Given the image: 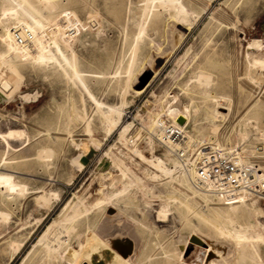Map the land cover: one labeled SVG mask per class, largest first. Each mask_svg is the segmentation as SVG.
Here are the masks:
<instances>
[{
    "label": "rangeland",
    "instance_id": "1",
    "mask_svg": "<svg viewBox=\"0 0 264 264\" xmlns=\"http://www.w3.org/2000/svg\"><path fill=\"white\" fill-rule=\"evenodd\" d=\"M4 1L18 15L0 12V264H264V200H242L243 218L228 223L212 213L227 207L223 201L208 193L206 204L193 194L187 208L180 174L162 177L150 161L175 168L155 134L164 119L198 141L235 146L264 168V152L256 151L264 142V66L255 65L264 62V0H184L195 14L178 39V21L159 9L138 42L143 0H51L52 11L28 0L64 57L75 60L77 77L54 48L45 54L60 66L6 58L14 45L6 31L29 19ZM220 97L229 114L213 126ZM122 123L132 125L128 133ZM3 178L21 188L6 190ZM240 228L246 239L237 241ZM47 231L54 245L66 243L51 255L38 245Z\"/></svg>",
    "mask_w": 264,
    "mask_h": 264
},
{
    "label": "bare ground",
    "instance_id": "2",
    "mask_svg": "<svg viewBox=\"0 0 264 264\" xmlns=\"http://www.w3.org/2000/svg\"><path fill=\"white\" fill-rule=\"evenodd\" d=\"M13 2V4L16 6V8L20 9L23 14L29 19V20H26V19H23L20 21V24L18 26H13L12 29H9L8 31H6V38L7 39H11L13 40L14 42V45L12 46V52H10V55L8 58V56H6L7 59H11V60H15V59H24L26 61H30V60H34V61H38V62H49L51 60H54L57 64L59 65V62L56 58L54 57H48L46 56L45 53H49L50 52V49L51 48H54L56 49V51L59 53V56L63 59V61L66 63L67 67L69 70H71V72L73 73L74 76H78V73L75 69L76 65H75V60L72 58L71 60H67V58L64 57L60 47L58 46V44L56 43V41L54 40V38H52L50 35H48L47 31H46V28L44 26V24L39 20L37 19L34 14L32 13V10H31V5H29L28 3V0H22L21 2L20 1H17V0H11ZM40 1V0H39ZM42 1V0H41ZM40 1V2H41ZM201 1V0H200ZM2 2L4 4L0 5V12L2 15H6V14H9V12H16L15 13V16L18 15V12L17 10L15 9V7H13V5L11 4H8L2 0ZM38 2V1H37ZM43 2H45L46 6L49 8L50 11L51 8L54 7V4L52 3L51 0H43ZM41 3L44 5V3ZM158 2L159 0H143L142 3H143V6H142V12H141V19H140V25H139V29H138V32H137V37H136V41H140V40H143L145 38L144 36V27L145 25L147 24V22L151 19H154L158 14V10L161 9V12L163 11L164 13L167 14V16L173 18V21L174 19L177 20L178 22L176 23L175 21V28L176 29V39H178L179 35H181V32L180 30L178 29H182L183 31L188 28H185L183 26V24L187 21V18L188 17H193V15L195 14L194 11L192 10H189L188 7H187V4L184 2V0H170V3L166 6H159L158 5ZM201 3V2H200ZM39 4V3H38ZM40 5V4H39ZM27 6V7H26ZM45 6V5H44ZM45 6V7H46ZM51 7V8H50ZM47 8V10H48ZM44 10L46 11V8H44ZM48 10V11H49ZM206 10V9H205ZM47 11V12H48ZM49 11V12H50ZM160 13V12H159ZM13 14V13H11ZM161 14V13H160ZM215 15V13H214ZM11 16V15H10ZM4 17V16H3ZM190 21V20H189ZM171 26V25H170ZM35 28H37L39 31H41L42 35L44 38H46L47 42H49V45L48 46H42L40 44V42H38V40L36 39V31H35ZM146 28V27H145ZM16 36H18L22 41L21 43L16 39ZM3 37V36H2ZM257 46H260L262 44H256ZM61 46V45H60ZM134 47V46H133ZM261 47V46H260ZM62 48V47H61ZM138 48V47H137ZM248 48V47H247ZM261 49V48H260ZM47 64V63H45ZM254 64V63H253ZM43 65V64H42ZM255 65H258V66H264V62L262 61H259V60H256L255 62ZM254 65V66H255ZM47 66V65H46ZM60 66V65H59ZM58 66V67H59ZM257 67V66H256ZM255 68V67H254ZM93 76V74H92ZM97 77V76H96ZM199 82L201 84H204L206 85L207 83L209 84V81H210V77L209 76H204V75H199L198 78ZM197 80V81H198ZM212 81V80H211ZM191 83V82H190ZM189 88V87H188ZM199 88V87H198ZM201 89V88H200ZM140 93V92H139ZM186 95V94H185ZM212 96V95H211ZM211 99H213L214 97H211ZM92 97V96H91ZM92 99L94 100V98L92 97ZM172 100V101H171ZM171 100L169 101L168 105L166 106V109H165V112L170 109L171 107H173L174 105H176V96L171 98ZM99 106V105H98ZM111 110V113L109 115L107 114H104V116H106V120L108 122V124L110 125L109 128L112 127V125H115L116 124V121L114 120L113 116H111L112 112H113V108L111 107L110 108ZM227 109H223L221 112H214V114H212V117H211V123L213 124V126H215L216 122H219L220 124L222 123L223 121V118L224 117H227L229 112L227 111ZM75 111V110H74ZM187 111L188 109L187 108H184L183 109V112H179L178 114H180V117L182 118L180 121H183L184 123H186L188 121V114H187ZM225 112V113H224ZM75 113V112H74ZM121 113L117 114L118 115V119H119V122L121 121ZM167 114V113H166ZM251 114L253 116H256L258 114V112H251ZM76 115V114H75ZM168 115V114H167ZM73 116V115H72ZM218 118H220L221 120H218ZM76 119V117H75ZM69 120H67L68 122ZM186 121V122H185ZM69 124V123H68ZM166 122L164 121V119H160L159 120V123H157V127L155 129V131H158V133L155 132V134H157L156 136L158 137V141L162 138V134H161V127L163 126H166L165 125ZM175 126H178V127H181L183 129V132L185 133V142L184 144L181 146L183 149H186V150H192V147L193 146H196V144H202V143H206L205 145H207V148L208 146H217L219 147L218 145L215 144V141L211 142L212 139H209V140H206V138L203 136V139H202V142L201 141H198L196 140L193 136H191L190 134L188 135L186 133V130L184 128V126H179V125H175ZM120 127L122 128L123 127V131L125 133H128L132 127V125H127V124H120ZM148 132V131H147ZM150 132V131H149ZM148 132V133H149ZM13 134V133H12ZM11 133L8 135L9 137L13 136ZM124 135V134H123ZM126 137H127V134H125ZM16 136V135H15ZM22 136V135H20ZM122 139V137H121ZM152 139V138H151ZM149 140V139H148ZM151 143L153 146H154V140H150ZM157 144V143H156ZM9 147V146H8ZM171 148L173 147L170 146ZM176 147L177 149L180 148V146H174ZM152 148V147H150ZM9 149V148H8ZM168 151V153H170L174 159L176 160V162L174 161L173 163H175V168L174 170H171V168L169 169V164L170 162L168 160H162L160 158H158L156 160V158H153V159H150L151 163L155 166V169H156V172L159 173L162 177H165V176H169L170 174H173L174 171H176L178 174H180L179 176L181 177V181H179V186L183 189V191L185 192L184 193V196H183V200L185 201L184 203L186 204V207L187 208H191V206H193L192 202L189 203L188 200L194 198L195 196H191L193 194H195L196 196L200 197V199H202V201L204 203H209L210 201H212V199L209 200V197L212 196V195H208V192H205L203 190H199L197 189V191H203L204 193H201V192H196V190L194 191V189L192 188V184H193V180H194V177H195V172L194 170H190L188 172L186 171H182L181 170V166L179 164V161L177 160V158L173 155V153H171V150L169 151L168 149H166ZM243 150V149H242ZM41 154V153H40ZM50 154V153H49ZM241 154V158L243 157L242 154L243 152L239 153ZM251 156V155H250ZM41 157V155H40ZM45 157V156H44ZM48 158V157H46ZM261 159V158H260ZM242 161H245L246 162V159H244V157L242 158ZM248 163V161H247ZM259 168H260V165H259ZM260 171H262V178L264 179V168L260 169ZM130 175V174H129ZM160 176V177H161ZM2 181L5 183L4 186L6 188V190L10 191V192H13L16 188H21L18 184L15 183L14 179L13 180H7V178H3ZM170 181V180H169ZM194 186V184H193ZM194 188L196 189V187L194 186ZM23 191V190H22ZM124 191V190H123ZM16 192H17V189H16ZM21 192V191H20ZM19 192V193H20ZM98 193H100V191H98ZM264 198V195L262 196ZM225 203V202H224ZM240 203H242L241 201L240 202H230V203H225L224 206H227L225 208H219V207H214L212 208V213L215 212L217 213V215L220 217L221 215L223 216V220L227 221L228 223H231V224H234L235 223V219L238 218L239 220H241L243 218V213L240 211V208H241V205ZM102 203L98 202L95 206H93L94 208H97L101 205ZM101 207V206H100ZM84 209V208H83ZM166 209V208H165ZM164 210V209H163ZM162 210V211H163ZM193 213V212H192ZM161 212L160 214L158 215L160 218L161 216ZM1 216V215H0ZM150 216V215H148ZM202 217H204V215L201 214ZM210 216V215H209ZM209 216H206L204 218H207V219H210ZM115 217V216H114ZM7 219V218H6ZM113 219V218H112ZM237 220V219H236ZM3 221V220H2ZM72 221V220H71ZM71 221H66V223L68 222H71ZM210 222V221H209ZM3 224V223H2ZM62 224V223H61ZM63 226V225H62ZM69 226V225H68ZM59 228V227H58ZM63 228V227H62ZM49 229V228H48ZM63 229H65L66 232H71V228L70 227H64ZM243 228H240L241 231H234V239L239 241V240H245L246 238L245 237H242L243 234L245 233L244 230H242ZM46 231V230H45ZM97 231V230H96ZM99 232V230L97 231ZM95 232V233H97ZM49 231H47L45 233V236L44 238H41V240L38 242V245H42L44 250H45V254L46 255H51V254H54V253H57L59 250H60V247L65 245V241H57V244H53L49 241ZM232 233H230L231 235ZM247 234V233H246ZM252 235H256V234H252ZM232 236V235H231ZM246 236V235H245ZM251 236V235H250ZM61 237V236H59ZM63 237V236H62ZM248 237V236H247ZM257 237V235L255 236ZM53 238V237H52ZM44 240V241H43ZM56 240V239H55ZM59 240V239H58ZM91 241V240H90ZM242 242V241H241ZM102 243V242H101ZM105 244V243H104ZM54 245V246H52ZM101 246H103L102 244H100ZM105 246V245H104ZM109 246V245H108ZM84 247V246H83ZM96 247V246H95ZM34 248H36L34 246ZM107 248L104 247V249ZM80 249V248H79ZM82 250V248L80 249ZM100 250V249H99ZM95 251V250H93ZM92 252V251H91ZM96 252V251H95ZM63 253V252H62ZM94 253V252H92ZM55 259V258H54ZM44 260V259H43ZM127 260L125 259L123 264H127ZM130 263V262H129ZM128 263V264H129ZM33 264H38V259L33 263Z\"/></svg>",
    "mask_w": 264,
    "mask_h": 264
},
{
    "label": "built area",
    "instance_id": "3",
    "mask_svg": "<svg viewBox=\"0 0 264 264\" xmlns=\"http://www.w3.org/2000/svg\"><path fill=\"white\" fill-rule=\"evenodd\" d=\"M16 39L21 43L22 40L18 36ZM215 104L218 110L226 107V101L222 97L218 98ZM161 130L160 147L171 150L182 171L194 170L193 184L196 189L211 193L225 203L264 200V179L259 163L242 161L237 147L207 148L205 145L186 150L181 147L185 142V133L181 127L169 123L161 127ZM256 149L258 153H263L264 142L258 143Z\"/></svg>",
    "mask_w": 264,
    "mask_h": 264
}]
</instances>
